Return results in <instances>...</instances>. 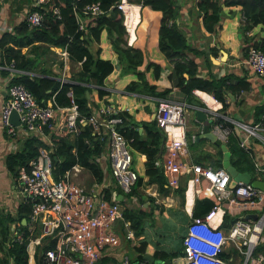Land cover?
I'll return each mask as SVG.
<instances>
[{
	"label": "built area",
	"instance_id": "1",
	"mask_svg": "<svg viewBox=\"0 0 264 264\" xmlns=\"http://www.w3.org/2000/svg\"><path fill=\"white\" fill-rule=\"evenodd\" d=\"M47 1L34 0L32 4L46 8ZM176 1L183 6L186 0ZM115 4L123 12L126 6H136L127 0H120ZM73 9L78 14V29L84 32L87 31V22H90L88 18L104 12L99 0L90 1L80 9L74 5ZM53 12L60 17L57 6L53 7ZM182 14L189 17L185 6L180 7V15L175 18L179 25L183 23ZM242 17L243 14L241 19ZM42 19L43 12L39 9H31L25 16L30 27L40 25ZM172 21L173 19L169 22ZM124 23L131 36L130 28L125 21ZM128 42H132L130 37ZM58 51L62 64L58 65L57 73L54 72L51 76L59 79L61 83L70 82L68 46L64 45ZM244 61L264 82V49L250 44ZM0 68H6L11 73L41 74L16 67L13 59L7 64L0 63ZM193 91L200 98L199 108L205 112L211 132L224 144L233 137L249 156L252 155L255 172L253 178L262 180L264 184V153L260 155L264 152V122L261 119L244 120L227 115L222 110L223 100L211 94L215 104H210L197 94L196 88ZM55 93L56 91L39 102L23 83L9 82L0 110L1 120L14 147L15 138L20 135L30 133L45 138L44 146L27 162L21 163L15 174V183L22 200L30 204L27 224L30 234L33 236L40 232L42 235L40 242L31 239V236L29 242H33L34 252L37 245H41L39 252L42 264H98L102 256L118 253L122 239L128 242H135L137 239L134 227L123 211L139 202V198L132 194L138 172L132 163L128 138L118 128L123 123L121 115L114 114L115 111L110 105L97 108L96 111L92 108L89 114L81 113L71 87L66 92L70 102L67 106H60L55 102ZM224 98L229 103L230 100ZM184 107V102L180 100L159 98L155 118L165 131L163 172L168 184L176 187L179 184V174L187 171L188 189L209 195L214 201L213 206L203 216H192L188 212L190 217L182 235V253L171 260L153 261L147 257L128 256V253L121 252V257L113 262L109 260L110 263L264 264V252L259 250L255 253L257 245L264 243V188L257 187L250 181L231 182L233 177L223 166L185 160L189 155L188 140L194 141L196 134H190L189 138L185 134ZM13 109L19 117L16 125L10 120ZM85 124L90 126L93 135L105 140L106 151L103 150L98 157L101 155L108 159L110 173L122 191V199L117 197V193H108L100 183L94 181L90 186H85L77 180V173L83 167L78 162L73 163L60 176H55V165L51 156L55 149L52 132L55 128H62L66 133L74 135L80 131V125ZM229 204L238 211L248 210V213L236 216L227 227H223L225 207ZM36 227H39L38 232H35ZM13 235L18 239L22 238V233L16 227ZM231 243L240 254L237 262L232 260V255H224L226 247ZM43 244L47 245L43 247Z\"/></svg>",
	"mask_w": 264,
	"mask_h": 264
},
{
	"label": "trees",
	"instance_id": "2",
	"mask_svg": "<svg viewBox=\"0 0 264 264\" xmlns=\"http://www.w3.org/2000/svg\"><path fill=\"white\" fill-rule=\"evenodd\" d=\"M90 1L93 0H49L47 2L48 8L32 7L43 11V19L40 25L29 27L25 20H21L13 33L4 32L0 37V48L3 49L5 58L8 60L13 58L15 66L19 68H38L42 73L49 72L46 64H39L41 61L43 62L42 58L40 56H26L21 51V46L31 44L35 51L40 49L41 53L45 54L49 50L48 45H40L36 41L57 46L67 45L70 59L76 62L81 61L82 63L81 67L71 74V78L77 82H63L61 84L58 79L48 75L31 77L28 74H21L15 77L14 80L23 82L39 102L46 100L56 91L54 99L60 106L69 105V97L66 92L71 86L79 110L85 114L90 113L85 94V89L88 86L82 84V82L92 81L102 84L118 65L120 66L119 72L121 74L133 73L137 77V80L132 79L126 84L127 90L166 95L171 90V87L158 90L156 84L148 81L145 71L138 67L143 62V52L141 48L130 45L127 42V31L123 24V10L115 4L120 0H100V6L104 9V12L91 16L88 35L84 31L77 29L78 24L73 13V6L76 5L80 9ZM128 1L147 5L151 9L161 11L158 27V47L172 62V70L168 74L172 85L178 86L188 93L190 97L193 96V89L195 88L207 91L224 101L223 109L228 105L224 98L225 89H230V92L235 96V100L244 98L250 88L248 82L243 79L244 77H238L231 72L218 76L210 72L207 76L201 75V73L198 74V63L194 56H198V54L203 52L202 49L190 43L186 31L180 27L175 19L180 15V7H183L180 2L177 3L176 0ZM54 5L59 7L60 17L55 16L52 12L51 8ZM224 7H228L232 11H229V15L234 18L235 32L239 40L241 39L239 48L243 56L247 54L250 44H255L264 49V0H196L191 3L189 8H194V13L197 17H201L202 25L207 31L217 32L222 27L221 19L224 14ZM242 14L244 17L241 19ZM171 19L173 21L169 22ZM103 30L106 31V38L115 53V60L110 57H102L101 47L95 48L94 51L91 49L90 43L93 40L100 41ZM256 33H259V35L256 36ZM189 52L193 53V57L189 56ZM211 53L213 56H218L216 50L212 47ZM207 60L210 61V58L207 57ZM149 66H153L154 75L155 77L158 76L160 64L156 61H150L148 63ZM99 91V95L104 93L103 90ZM252 109V118L254 120L261 119L264 122V94L263 101L255 104ZM120 113L123 114L122 112ZM137 124L143 126V133L139 132ZM80 127V131L74 134L73 137L67 134L57 140L58 145L55 155L58 156L59 161L53 159L55 175L59 176L73 162L78 161L90 168L96 178H100L102 171L94 159L95 155L99 154L104 148V140L97 135H92L88 124L80 125ZM119 127L129 138L132 147L145 153V173L148 178L155 180L164 194L168 193L169 188L164 185L165 178L162 170L154 164L164 140V132L156 119L132 121L128 126ZM230 139L235 140L233 137ZM39 144H41V141L37 138L33 136L27 137L18 151L7 155L6 162L13 175H15L18 165L27 162L29 158L37 154ZM74 145L76 146V155L71 151ZM227 147L233 156L231 159L232 164L240 171L250 172L254 177L253 164L248 153L239 145L231 146L229 141L227 142ZM216 161H219V159ZM221 165L220 161L215 164V166ZM80 172L82 171L79 170ZM86 173L88 174L87 171ZM136 182L138 184L141 183L140 176L137 177ZM135 189L136 187L133 186L132 192ZM183 189V186H179L176 191L182 194ZM29 212L30 204L25 200L18 204L14 214L0 208V250L2 252L0 264H29L28 242L31 235L27 225ZM123 212L125 217L130 219L135 229V234L137 236L141 235L143 233V222L149 215L146 210L142 208H125ZM23 218L26 219V223L21 221ZM12 222L19 224H17V229L22 233L21 239L14 237L13 233L9 235L8 226ZM151 222H153L152 218ZM38 231L39 227H36L35 232ZM8 241L10 244L6 245L5 243ZM45 245L47 244H43V247ZM145 246L146 241L144 239L140 240L139 245H136L135 248V256L145 257ZM37 250H41V245H38ZM259 250L264 252V243L257 245L255 253ZM180 253H182V236L180 247L177 250L155 249L152 252V256L154 258L153 261L159 259L168 261ZM41 260V255L35 259L37 264H42ZM109 260L106 255L102 256L98 264L106 263ZM110 261L113 262L115 260ZM118 263L120 264V262Z\"/></svg>",
	"mask_w": 264,
	"mask_h": 264
},
{
	"label": "crops",
	"instance_id": "3",
	"mask_svg": "<svg viewBox=\"0 0 264 264\" xmlns=\"http://www.w3.org/2000/svg\"><path fill=\"white\" fill-rule=\"evenodd\" d=\"M33 1L34 0H0V37L4 32L13 33L16 30V27L18 26L21 19L25 20L26 13L29 10L38 9V8H32L34 6H37L32 4ZM45 5L46 8H48L47 3ZM54 6H52L51 8L52 12ZM21 9H23V11L20 14L21 11L19 10ZM187 9L188 11L193 12L191 8L188 7ZM223 11L225 15L223 14V17L221 19L222 27H220L217 32L207 31L202 25L201 17H197L196 15L194 17L186 18L184 14H182L181 18L183 19V23H180V25L184 29L187 27L190 28V34H187L186 32L188 36L187 37L188 40L192 45L196 46L199 49H202L203 53L198 54V56H194L195 60L198 63V74L201 73V75L203 74L207 76L210 72L211 74L218 76L231 72L238 77H244L243 79L248 82L250 88L246 92L242 100H238V99L235 100L234 95L230 92V89H225L224 97L228 98L230 101L227 107L222 110L225 114L239 119H245V118L251 119L253 117L252 115L253 106L263 101L264 82L261 79V77L257 76L249 69L248 65L244 61V56L239 48V43L241 39L239 40V38L237 37V33L235 32L236 28H235L234 18L232 15H229V11L230 12L232 11L228 7H224ZM73 13L76 17L78 24V16H77L78 14L74 12V9H73ZM79 13L82 16L84 15L82 12H80V10ZM138 15H140L139 17L141 18L140 20L141 22L136 27L133 36L132 35L130 36L128 30L126 29V25L124 23L125 17L123 12V24L127 31L126 34L127 42H128V37L130 38L132 37L131 38L132 42L131 43L128 42V44L141 48L143 52V62L138 67L139 69L145 71V75L148 81L150 83L156 84L157 86L156 88L158 90H161L165 87H171V90L166 95H158L154 93H145L141 91L127 90L125 87L126 84L132 79L137 80V77L133 73L121 74L119 72L120 66L118 65V67H115V69L108 75V77L105 79L104 83L102 84H97L92 81L82 82V84L88 86V88L85 89V94L87 97V106L90 108V111L92 110V108H94V110L96 111L97 108L110 105L115 111L113 112L114 114H119L123 117V123L118 125V128L120 129L119 126H123V125L128 126L131 124L132 121L154 119L155 113L158 109L159 98L161 97L180 100L185 104L184 107V114L186 119L185 134L187 138H189L190 134L192 133L196 134V138L194 141L188 140L187 147L189 149L188 151L189 155L187 156V158H185V160L200 162L205 165H214V166L215 164H218L219 161L222 164L224 150L220 147V145L216 144L213 140H210L207 136H204L205 132L210 131L209 125L205 124L206 114L204 119L197 117L196 109L198 110L200 109L199 108L200 103L196 105L197 106L196 107L193 105L194 103L191 101L194 98L199 100L200 98L194 93V91L192 96L193 98L190 97V95L184 92L181 88L172 85V81L168 77V74L172 70V62L169 61V59L163 54V52L160 51L158 47V27L161 18V11L151 9L147 5H139ZM88 20L90 22H87V28H86L87 31L85 32L87 33L86 35H88V33L90 32L89 24H91V18H88ZM77 29H78V25H77ZM258 35L259 33H256V36ZM36 43L40 45L47 44L49 50L45 54H42L40 49H38V51H35L32 48L31 44H25L21 46V51L25 53L26 56H40L43 62L41 61L39 64H46L48 66L49 72L42 73L38 68L26 69V70H34L37 73H41L38 75H31L29 73H23V72L11 73L6 68H0V110L6 97L7 84L9 82H19L14 80L15 77H18L21 74H28L31 77L43 76V75L51 76L54 74V72H56L58 65L61 66L62 61L59 60L60 54L58 50L60 47H63L64 45L63 46L51 45L42 41H36ZM90 46L92 51H94V49L97 47H101L102 57H110L113 60H115V53L112 50L110 43L106 38L105 30L101 32L100 41L93 40L90 43ZM211 47L214 48L217 54L219 55L218 62H215L212 58L213 55L211 53ZM48 53H51L53 55L52 59L48 58L47 56ZM192 55L193 53L189 52V56L193 57ZM207 57L210 58V61L207 60ZM11 59L8 60L7 58H5L3 55V49L0 48V63L7 64L8 62L11 61ZM68 61H69L68 75L69 78L72 80L70 82H77L76 80L71 78V74L75 70L72 71V73L70 74L69 71L70 64L77 65L76 68L77 70L79 67H81L82 63L81 61H77V62L72 61L70 57ZM150 61H156L160 64L159 75L156 77L154 75L153 66L148 67V63ZM99 90H103L104 93L102 95H99L100 92ZM120 112H122L123 114H121ZM18 123H19V117H18ZM136 126L139 132L141 133L144 132V128L142 125L137 124ZM163 132H164V140L162 143V148L159 151L158 158L154 160V164L155 166H157L162 170V173L165 178L164 185L167 188H169V191L166 194H164L160 190V188L158 187V183L155 180H150L148 178L147 174L145 173L146 155L144 152H141L135 147H132L128 138V142L133 158L132 163L134 167L137 169L138 176L141 177V183L138 184L136 182L135 184L136 189L132 193L134 196H137L139 198V202L134 203L133 205L134 207L132 208L145 209L146 212L149 214L148 216L152 218L153 222H150L149 219L147 218L144 220L143 233L139 236L136 235L137 239L135 240V242L127 241L128 245H126V240L122 239L121 246L117 249L118 253H114L112 255L107 256L108 259L110 260H114L116 258L121 257L120 254L121 252L128 253L127 254L128 256H135L136 245H139V242L142 239L146 241L145 254H150L151 256H152V252L155 249H163L165 251L177 250L181 244V236L186 231L187 222L190 217L189 213L192 216H203L213 206L214 201L211 199L209 195L205 193H196L195 191H192L193 197L191 200L189 199V204H188L187 193L189 189L187 185V180L189 174L187 173V171L181 172L179 174V184L176 187L168 184L167 178L162 168V162L164 160V155H165V131L163 130ZM52 133H53L52 139L55 144L54 147L55 149L51 153V156H52V160L56 156L57 160L55 161H59L58 156L55 155V151L58 145L57 140L60 137L67 135L69 133H66L62 128L59 129L55 128V130ZM69 135L73 137V135L71 134ZM31 136L41 141V144L38 145V149L44 146L45 138L38 136L36 134L29 133V134L17 136L15 138L16 147H14L12 143L13 142L12 138L6 131L5 125L3 124L0 115V208L9 211L11 214H14L16 207L22 201V196L15 183V175H13V173L10 171L7 165L6 157L8 154L18 151L21 148L24 139ZM227 142H225L226 146H227ZM229 144L231 146L238 145L236 140H231V139L229 140ZM257 147L261 149L260 145H257ZM104 149H106L105 140H104V148L100 151V153ZM71 151L76 155L75 145L71 148ZM105 151L106 150H104V152ZM263 153L264 152H261L260 155H263ZM99 154L95 155L94 160L97 162L98 166L100 167L102 171V176L100 178H96L94 172L90 168H88L87 166L83 165L78 161H75L83 166L81 170L82 172L77 173L76 179L78 178L77 180L82 182L85 186H90L94 181L96 183H100L108 193H117V197L122 199L123 195L120 194L122 191L119 188V186L115 183V180L110 173V164L108 162V159L101 157V155L100 157H98ZM232 157L233 156L231 155V152H229L230 161ZM249 157L252 161V155H250ZM217 159H219V161H216ZM71 165L69 167H71ZM69 167H67L64 171H66ZM86 171L88 172L87 175H81V173H85ZM15 174H16V170H15ZM251 179H254L253 176ZM179 186H183L184 188L182 194L176 191V188ZM202 199L204 200L202 201ZM225 208H226V214L223 215V222H222L223 227H227L229 222L232 219H234L236 216H239L243 213L245 214L248 213V210H243V211L236 210V208L232 204H229ZM21 221L26 223L25 218H23ZM17 224L18 223L16 222H12L10 224L11 229L13 231L14 228L15 227L17 228V226L19 225ZM131 243L132 245H130ZM133 243L135 244L133 245ZM5 244L9 245L10 242L8 241ZM225 252H229L228 254H226L227 256H230L232 254V251H230V249L227 247ZM232 257L236 259L237 255L233 253ZM29 264H30V252H29ZM34 264L37 263L34 262ZM103 264H112V263L108 261Z\"/></svg>",
	"mask_w": 264,
	"mask_h": 264
},
{
	"label": "water",
	"instance_id": "4",
	"mask_svg": "<svg viewBox=\"0 0 264 264\" xmlns=\"http://www.w3.org/2000/svg\"><path fill=\"white\" fill-rule=\"evenodd\" d=\"M213 59L215 57H212ZM195 105L199 104V101L197 99H192L191 100ZM196 115L199 118L204 119L205 118V113L203 110L201 109H196ZM10 120L13 124H17L18 123V113L16 110H12L10 113ZM205 124H208V121L205 120ZM207 136L210 140H213L216 144L220 145V147L224 150V154H223V161H222V166L227 169L229 171V173L231 174V176L233 177V179L231 180V182H233L234 180H242L244 182H248L251 181V183L257 187L260 188H264V184L262 180L259 179H251V173L248 171H240L237 169V167L235 165L232 164V162L229 160V150L227 148V146L220 140L218 139L212 132L207 131L205 132V135ZM54 160H57L56 156L54 157ZM250 215V214H249ZM251 216H253V214H251ZM145 256L149 259V260H153V256H151L150 254H145Z\"/></svg>",
	"mask_w": 264,
	"mask_h": 264
},
{
	"label": "rangeland",
	"instance_id": "5",
	"mask_svg": "<svg viewBox=\"0 0 264 264\" xmlns=\"http://www.w3.org/2000/svg\"><path fill=\"white\" fill-rule=\"evenodd\" d=\"M196 0H186L184 3H183V6H185V8H188V7H190L191 6V3H194ZM19 11H21L20 12V14L22 13V11H23V9H21V10H19ZM192 11L193 12H190L189 11V17H194L196 14L194 13V8H192ZM19 14V15H20ZM140 15H138V18H139V20H138V23H136V25H135V27H134V29H133V33H135V29H136V27L138 26V24L141 22L140 20H141V18L139 17ZM124 17H125V19H126V16H125V13H124ZM188 17V18H189ZM22 20V19H21ZM181 28H183V27H181ZM184 29V28H183ZM186 32H187V34H190V28L189 27H187V28H185L184 29ZM48 58H50V59H52L53 58V55L51 54V53H48ZM212 57H215L213 60L215 61V62H218V58H219V55L218 56H212ZM49 62V61H48ZM76 68H77V65H75V64H70V68H69V71H70V74L72 73V71H74V70H76ZM170 79V78H169ZM195 93V92H194ZM198 96V95H197ZM193 98V97H192ZM234 98H235V96H234ZM198 101H200L199 99H197ZM244 120H248L247 118H245ZM84 175H86V172H85V174ZM78 179V178H77ZM147 219H149V221L151 222V217L150 216H148L147 217ZM8 228H9V235H11L12 234V229H11V226H8ZM32 235V234H31ZM30 235V236H31ZM41 237H42V235H40V232H38V233H34V235L33 236H31V239H35L37 242H40L41 241ZM134 244V243H133ZM39 245V244H38ZM38 245H37V247L35 248V252H34V248H33V242L32 241H30L29 242V244H28V249L30 250V264H34V262H36L35 261V259H37V257L40 255V252L37 250L38 249ZM126 245H128V242H127V240H126ZM130 245H132V243L130 244ZM227 248H229L230 249V251H232V254L231 255H233V253L234 254H236L237 255V258L236 259H234V258H232V260L234 261V262H237V260H238V257L240 256V254H239V252H238V250H237V247L234 245V244H229L228 246H227ZM226 251V250H225ZM224 251V255L225 256H227L226 254H228L229 252H225ZM34 256H35V259H34ZM227 257H229V256H227Z\"/></svg>",
	"mask_w": 264,
	"mask_h": 264
},
{
	"label": "bare ground",
	"instance_id": "6",
	"mask_svg": "<svg viewBox=\"0 0 264 264\" xmlns=\"http://www.w3.org/2000/svg\"><path fill=\"white\" fill-rule=\"evenodd\" d=\"M124 13H125V16H126V19H125V22L126 24L128 25V27L130 28V31H131V35L133 36V29L137 23V20H138V11H137V7H129V6H126L124 8ZM132 38V37H131ZM196 92L197 94H199L200 96H202L208 103L210 104H215L213 102V99H212V96L211 94H209L208 92H205L203 90H200V89H196ZM82 169H80L81 171ZM85 173H81V175H84ZM87 175V173H86ZM187 197H188V204H189V199L191 200L193 195H192V189L190 188L188 190V193H187ZM190 196V198H189Z\"/></svg>",
	"mask_w": 264,
	"mask_h": 264
},
{
	"label": "clouds",
	"instance_id": "7",
	"mask_svg": "<svg viewBox=\"0 0 264 264\" xmlns=\"http://www.w3.org/2000/svg\"><path fill=\"white\" fill-rule=\"evenodd\" d=\"M128 1V0H127ZM128 2H130V1H128ZM130 3H132V4H134V5H136V6H134V7H137V11L139 10V5H141V4H139V3H133V2H130ZM133 8V7H132ZM213 95V94H212ZM214 96V95H213ZM200 103V102H199ZM195 105V104H194ZM196 106V105H195ZM197 107V106H196ZM226 145V144H225ZM222 166V165H221ZM228 171V170H227ZM229 172V171H228ZM231 175V174H230ZM251 182V181H250Z\"/></svg>",
	"mask_w": 264,
	"mask_h": 264
}]
</instances>
